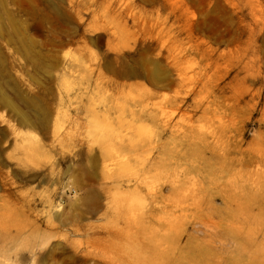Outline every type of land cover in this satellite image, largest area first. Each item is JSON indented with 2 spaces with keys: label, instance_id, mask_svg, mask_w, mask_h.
Segmentation results:
<instances>
[{
  "label": "rangeland",
  "instance_id": "1",
  "mask_svg": "<svg viewBox=\"0 0 264 264\" xmlns=\"http://www.w3.org/2000/svg\"><path fill=\"white\" fill-rule=\"evenodd\" d=\"M0 83V264L264 248V0H0Z\"/></svg>",
  "mask_w": 264,
  "mask_h": 264
},
{
  "label": "bare ground",
  "instance_id": "2",
  "mask_svg": "<svg viewBox=\"0 0 264 264\" xmlns=\"http://www.w3.org/2000/svg\"><path fill=\"white\" fill-rule=\"evenodd\" d=\"M149 79L151 82L154 83L153 75H150ZM8 87H6V89L4 90L5 87H3L0 83V106L3 108H7L8 110H11V106H12L11 96L7 92ZM12 110L16 112L14 109ZM16 116L19 118L22 124L24 125L26 124L25 114L16 112ZM0 119L2 120L1 115H0ZM191 251H193L192 255L189 252L187 256L191 257L195 261V264H210L207 262V251H205L204 248L194 247L191 249ZM233 264H264V248H256L254 250L252 257L246 262H243L240 258H237L236 260H234Z\"/></svg>",
  "mask_w": 264,
  "mask_h": 264
}]
</instances>
